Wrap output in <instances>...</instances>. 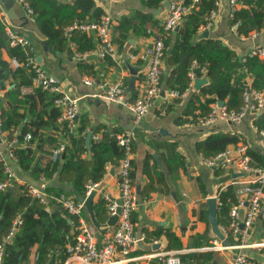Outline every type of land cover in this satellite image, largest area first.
<instances>
[{
  "label": "crops",
  "instance_id": "obj_1",
  "mask_svg": "<svg viewBox=\"0 0 264 264\" xmlns=\"http://www.w3.org/2000/svg\"><path fill=\"white\" fill-rule=\"evenodd\" d=\"M94 1L98 7L102 8L103 14L108 15L112 20L111 39L116 34L115 27L120 22L127 26H138L150 32V35L142 36L130 33L121 48L112 40L116 49L115 57L100 58L95 52L98 42L96 33L93 31L86 32L95 41V47L92 50L85 51L84 53L86 54L83 58L77 59L74 57L75 48L71 47V52H57L52 49L46 37L38 30L33 16L27 15L22 3L18 0H14L13 4L14 18L8 19L1 7L0 18L4 17L7 28L27 38L30 47L27 49L32 52L31 54L35 57L40 67L57 80L60 88L71 96L78 98L79 114L77 120L81 116L87 118L89 124L86 127V134L92 132V135L97 134L100 137L101 132L105 130L114 131L113 135L125 131L131 132L130 172L132 173L131 179L138 195L137 208L131 216L134 234L138 238L133 254H151L181 249L184 251L177 255L181 264H184L182 259L185 254H200L209 251L212 255L211 259L204 262V264H232L235 255L242 252L249 259L264 263V247L256 245L264 242V200L262 203V214L250 229L249 235L245 238L246 246L243 248L236 246L238 244L236 238L232 237L228 232L223 233L221 230L222 227L228 226L230 220L229 212L220 215V218L224 220L223 222L218 221L217 218L219 209L222 206L219 193L224 191L228 185H232L237 201L243 195L241 188L243 181L250 177L249 174L240 172L235 167L229 169L211 168L204 163L203 157L205 156L196 150V143L205 139L208 135L216 133L234 134L238 140L234 143H229L225 148L234 149L239 143L246 144L248 153L251 156V164L264 167V134H261L259 131L261 129H258L255 125V119L262 110L256 114L247 113L239 123L218 120L210 125L199 124L198 118L203 115L199 102H204L207 96H200V101H195L193 106L190 105L189 101L193 94L198 95L199 90L208 84L207 73L205 77H201L206 78L207 82L199 89H195L193 83V86L189 88L185 96L171 98L168 93L172 88L166 86V77L171 67L167 63L166 56H164L161 63L162 73L160 76L162 93L160 97L154 100L147 113L140 120L142 124L135 121L127 106L101 98L99 96L101 89L97 83L101 77L110 82L122 81L127 87L125 98L129 101H133L142 92L147 60L139 57L132 59L130 55L143 52L152 44L155 38H164L167 34L168 31L165 32L163 29V22L167 13L168 0H162L161 5L156 8L144 6L141 0ZM189 1L186 0L188 4H192V0ZM196 4H193V7ZM213 6V9H216V17L212 28L208 31V37L222 41L242 60L245 55H249L253 48H264V26L257 31L256 35L240 36L230 30L228 0H215ZM178 25L180 28V22ZM199 27L198 36L205 32L199 31ZM170 31H172L173 36L177 32L174 29ZM168 49L166 48L165 54ZM3 56L8 58L5 53H3ZM129 65L132 69L129 68ZM87 76L94 78L96 82L92 85H85L83 79ZM252 80V76L246 73L244 83L249 81L251 84ZM19 82L20 77L10 78L5 82L6 89L0 91V108L9 107V100L5 91L10 90ZM261 92L264 93V91ZM24 94L33 95L35 100L37 98V93L32 83L28 86H21L18 89L19 98ZM33 97L28 99L32 100ZM215 101L221 102V100H214L209 103V108ZM222 102V105L227 107L225 102ZM21 105L19 104L18 108L22 111L26 108V105ZM41 107V104L38 103L36 111H39ZM77 126L78 121H76V126L72 133L76 132ZM97 128H99V131L94 134ZM43 132L47 133L48 131L43 130ZM54 135L58 137L60 134L54 133ZM58 138L61 139V135ZM90 139H92V136ZM61 142L65 143V145L68 143L67 139L64 140L63 138L60 142L46 143L41 147H38L36 140L30 143L34 154L33 165L44 167L52 160V149ZM1 147L3 148V146ZM86 147L88 148V146ZM250 151L261 157L262 165L257 164ZM89 156L90 152L83 154L85 158ZM5 158L16 173V180L6 186L14 194H17V186L21 187L18 193L22 189L28 193L25 183L33 184L38 188H42L45 184V191L48 193L58 194L62 192L74 200L85 201L86 192L83 196L74 190L82 182L83 176L81 168L76 163L62 162L58 170L54 172L55 175L53 173L51 178L40 176L36 180L29 175V172L21 170L17 161L10 159L8 156H5ZM117 164L115 166H106L107 171L99 182L100 188L96 190L92 198V208L99 195L102 196V194L107 193L113 198L118 197L117 176L119 160ZM2 179L3 173L0 168V181ZM57 188L64 191H57ZM212 197L216 198L215 217L218 228L224 235V239H228L230 243L225 244L223 239L218 238L210 222V204L208 199ZM219 202L221 204H218ZM52 203L58 204L50 201L47 205H44L46 210H50L55 206L51 205ZM240 215H243L242 210ZM84 217L87 225L94 230L98 246H101L116 228V222L111 226L107 224L108 213L104 223H99L96 220L100 224L99 226H95L87 208L84 210ZM68 221L73 223L72 229L67 236L72 241L76 224L73 217L72 220L68 219ZM167 230L176 236L181 243V247L173 248L168 246V240L164 234ZM199 260L202 261V258ZM133 263L164 264V260L163 258L160 260L159 257L152 256ZM29 264H34L33 253L30 256Z\"/></svg>",
  "mask_w": 264,
  "mask_h": 264
},
{
  "label": "trees",
  "instance_id": "obj_2",
  "mask_svg": "<svg viewBox=\"0 0 264 264\" xmlns=\"http://www.w3.org/2000/svg\"><path fill=\"white\" fill-rule=\"evenodd\" d=\"M33 9V19L38 30L46 37L50 47L57 52H71L70 43H75V50L79 53L92 50L95 41L86 32L79 29L68 30L74 22L97 20L103 14L102 8L95 4L94 0H26ZM215 0H198L197 4L180 21V28L172 35L168 31L163 38L165 48H171L166 52L167 63L171 70L166 77L168 88L182 91L188 83L187 70L193 59L207 64L208 84L199 90V94L190 97V105L200 101V96H207L204 102H199L202 114H206L210 108L209 103L214 100L224 101L229 109H239L242 104V90L244 77L249 73L253 80L251 87L258 91H264V57L245 55L242 59L236 55L222 41L214 38H197L198 27L202 23L203 16L213 9ZM188 2H190L188 0ZM241 6L235 12V20H239L237 33L248 35L250 32L259 31L264 26V0H240ZM147 7H158L162 0H141ZM233 20H230L232 24ZM6 21L0 18V91L6 89L5 82L10 78L20 77L19 84L5 91L9 100L8 108H0L4 129L11 131L18 128V139L21 140L25 132L32 134V140L37 141L38 147L46 143L60 142L63 138L68 143L59 159L48 162L44 167L33 165L34 154L31 146L16 147L14 154L19 168L38 179L40 176L51 178L58 170L60 164L76 163L82 170V182L74 190L83 196L87 183L100 182L107 171L106 166L118 165L117 161L123 156L120 147L113 135L114 131H102L97 140L90 139L88 148L85 145L86 127L89 122L81 116L75 133H68L66 121L59 122V109L53 104L54 95L35 87L37 98L33 95L18 97V89L21 86L31 85V72L25 66L14 67L10 63L11 58L23 59L24 52L20 46H10L9 36L6 32ZM116 34L112 40L119 48L123 46L130 33L147 36L150 32L132 25L127 26L120 22L116 27ZM3 53L8 58H4ZM30 53H32L30 51ZM81 64V63H80ZM33 97L32 100L28 99ZM43 101H45L43 103ZM41 108L36 111V105ZM26 105L20 110L18 105ZM21 105V106H22ZM258 129L264 130V108L255 119ZM43 130H47L45 133ZM99 131L95 129L94 134ZM116 132V131H115ZM59 133L61 139L55 136ZM238 138L234 134L216 133L208 135L205 139L196 143V150L205 157L216 155L229 143H234ZM90 152L88 158L83 154ZM250 154L262 165L261 157ZM1 168V164H0ZM132 177V173L130 172ZM18 190L21 189L17 186ZM17 194L6 187L0 190V240L5 236L17 213L21 216V224L14 232L10 242L6 243L2 264H29L30 256L34 254V264H62L66 257V244L70 242L69 235L73 223L68 219L72 217L58 204L52 209L46 210L45 206L32 198L25 190ZM57 191H64L57 188ZM222 206L217 214L218 221L223 222L220 215L229 212L230 206L236 202L232 185H228L219 193ZM96 220L104 223L107 218L106 200L98 196L93 207ZM168 246L181 247V243L169 230L164 232ZM211 252L200 254L187 253L182 259L184 264H204L211 259ZM202 258V261L199 260ZM128 264H135L129 262Z\"/></svg>",
  "mask_w": 264,
  "mask_h": 264
},
{
  "label": "built area",
  "instance_id": "obj_3",
  "mask_svg": "<svg viewBox=\"0 0 264 264\" xmlns=\"http://www.w3.org/2000/svg\"><path fill=\"white\" fill-rule=\"evenodd\" d=\"M27 12L28 16H33V9L26 0H18ZM114 2L116 0H108ZM198 0H192L188 4L186 0H168L167 13L164 17L163 29L165 32L173 30L182 18L188 14ZM229 2V19L233 20L230 24V30L237 33L239 20H235V12L240 7V0H228ZM217 4V2H216ZM216 17V9H211L203 17V22L199 31H209ZM112 20L108 15H101L98 20L86 22H74L68 26V30L79 29L83 32L93 31L98 37L95 52L100 58H114L116 49L110 36ZM11 46H20L23 49V59L16 57L11 58L10 63L14 67L25 66L31 72V82L34 87L40 88L48 94L54 95L53 104L59 109L58 120L68 123L67 129L72 133L76 126L79 114L78 98L64 92L57 83V80L46 73L37 63L35 57L27 49L29 43L24 35L15 33L12 29L6 27ZM257 31L249 33L256 35ZM241 36V34H238ZM70 46L75 48V43L71 42ZM30 48V47H29ZM166 48L162 37H157L152 44L139 54H131L130 58H142L147 60V69L144 74V88L133 101L125 98L126 85L122 81L110 82L101 77L97 85L101 89L99 96L105 100L124 104L131 111L135 121L139 122L147 113L154 100L160 97L162 87L160 76L162 73L161 63L165 56ZM86 53L75 51V58H83ZM264 57V48L255 47L249 52V56ZM207 65L193 59L189 65L187 75L189 83L184 90L171 89L168 96L171 98H180L186 95L189 88L193 86L195 79L205 77ZM96 80L92 77H85L83 83L92 85ZM264 108V93L251 87L247 81L242 90V104L239 109H229L225 105L215 101L211 104L210 110L198 118L201 125H210L218 120L231 123H239L247 113L256 114ZM264 134V130H259ZM18 128L11 131L5 130L0 112V163L3 173V179L0 181V190H3L8 184L16 180V173L5 156L16 161L14 150L16 147H27L32 140V134L25 132L22 139H18ZM114 137L120 147L123 149V156L119 159L118 166V192L117 198L109 196L107 193L102 194L106 200L107 213L109 216L117 215L116 228L113 234L107 238L101 246H98L94 230L90 228L84 217L85 203L84 200H74L65 193H48L45 191V184L38 188L33 184L25 183L28 193L41 204L47 205L52 201L58 203L68 215L74 218L75 233L73 240L66 245V257L62 264H128L137 262L140 259L149 257L163 258L164 264H181L177 254L184 250L176 249L151 254H133L135 244L138 238L134 234V225L132 222V213L136 210L138 204V195L130 175L131 152H132V134L129 131L114 134ZM94 140L99 136L92 135ZM3 146V148L1 147ZM65 149V143H58L51 151L53 161L60 158ZM204 163L215 169H229L235 167L240 172L249 174V178L243 181L241 188L242 196L232 204L229 209V223L227 227H222L223 233H229L238 241L239 248L246 246L245 238L249 235L250 229L262 214V203L264 200V167L254 166L251 164V156L248 153L246 144L239 143L234 149L225 148L214 156L203 157ZM55 175V173H54ZM99 186V182L86 184V195ZM218 204H221L219 202ZM117 209L119 211L117 212ZM243 215H240V211ZM21 224L19 213L15 215L8 233L0 240V264L4 256V248L8 243L18 226ZM216 244V241H215ZM263 246L264 242L256 244ZM232 264H264L249 259L244 253H237Z\"/></svg>",
  "mask_w": 264,
  "mask_h": 264
},
{
  "label": "water",
  "instance_id": "obj_4",
  "mask_svg": "<svg viewBox=\"0 0 264 264\" xmlns=\"http://www.w3.org/2000/svg\"><path fill=\"white\" fill-rule=\"evenodd\" d=\"M13 4H14V0H0V7L2 8L4 14L6 15V17L8 19L14 18ZM167 5H168V2H167ZM178 29H179V25H177L174 28V31L176 32ZM206 37H208V31H205L202 34H199V36H198V38H206ZM167 52L170 53L171 49L169 48L167 50ZM239 59H241V58L239 57ZM129 68L132 69L130 67V65H129ZM206 82H207L206 78H197L194 81V88L199 89ZM220 103L222 104L223 102L221 101ZM139 123L142 124L141 121H139ZM91 136H92V132H88L86 134V138H85L86 146H89V141H90ZM98 188H100V186H98L95 190H92L91 193L89 195H87V197L85 198V201H84L85 206L89 210L92 221L95 224V226H99L100 224L96 221L94 214H93L92 198H93V196H94V194ZM208 202L210 204L209 219L213 225V228H214L216 235L218 236V238L223 239L225 244L230 243V241L228 239H224V235L220 232V230L218 228L217 220L215 217V214H216V198L215 197L209 198ZM118 211H119V209H117V212ZM116 220H117V215H111V216H109V218L107 220V224L111 226L116 222Z\"/></svg>",
  "mask_w": 264,
  "mask_h": 264
}]
</instances>
